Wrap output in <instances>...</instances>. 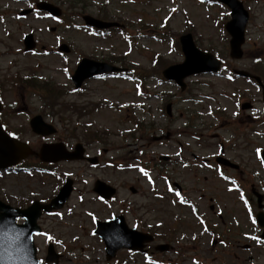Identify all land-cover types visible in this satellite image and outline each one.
I'll list each match as a JSON object with an SVG mask.
<instances>
[{"label":"rangeland","instance_id":"obj_1","mask_svg":"<svg viewBox=\"0 0 264 264\" xmlns=\"http://www.w3.org/2000/svg\"><path fill=\"white\" fill-rule=\"evenodd\" d=\"M71 1L72 10L63 21L33 16L18 17L16 22L13 13L21 4L0 0V94L7 130L37 151L45 140L31 132L29 122L39 115L58 130L49 142L71 147L81 143L89 156L99 159L97 168L84 161L59 163L53 167L56 176L0 175V199L16 207L46 201L58 193L65 179H74L65 208L39 222L43 232L35 238L39 259L45 261L48 244L53 243L60 264H264V244H254L252 210L242 201L247 192L263 196L264 204L261 91L243 79L200 74L185 77L187 89L182 92L162 76L166 67L183 64L179 38L191 33L201 50L217 54L227 68L253 73L264 81V0H242L251 19L240 61L230 58V36L223 31L228 9L217 3ZM84 16L123 22L124 32L98 35L84 27ZM29 33L38 45L32 53H26L23 44ZM61 44L71 51L53 54ZM84 57L134 72L127 78L88 80L83 90L74 93L70 75ZM243 103L254 108L241 110ZM157 137L167 140L158 143ZM219 144L228 167L204 168L207 158L218 156ZM162 154L171 155L172 164L163 166L182 187L183 196L167 185V179L157 177L162 165L155 166L154 160ZM35 159L29 163L35 164ZM186 159L191 162L188 167L183 166ZM97 180L117 188L115 202L96 198ZM131 188L137 193L132 194ZM186 199L194 207L186 206ZM254 204L257 212L255 198ZM196 207L198 218L192 209ZM115 213L123 214L130 227L138 223L137 228L159 229L152 232L156 237L152 256L121 250L113 261H106L94 222ZM159 222L163 225L157 227ZM208 228L216 234L215 246L220 240L228 245L212 246ZM162 245L169 249L160 250ZM243 245L254 249L247 252Z\"/></svg>","mask_w":264,"mask_h":264},{"label":"water","instance_id":"obj_2","mask_svg":"<svg viewBox=\"0 0 264 264\" xmlns=\"http://www.w3.org/2000/svg\"><path fill=\"white\" fill-rule=\"evenodd\" d=\"M222 1L227 3L233 10L232 21L227 24V30L233 37L231 42L232 57L241 58V46L244 43V30L248 21V15L243 10L242 4L237 0ZM47 9L53 13H57V11L51 8L47 7ZM98 26L104 27L107 25L98 23ZM183 39V50L187 60L183 65L175 66L165 71L164 75L167 78L176 79L179 84H182L183 79L187 76L209 71L215 72L219 69L218 62L214 60L213 56L200 52L195 47L190 36ZM29 42L30 40L28 41L27 48L31 49L32 45ZM185 68L187 69L184 70ZM82 70L84 74L80 77ZM116 71V68L106 64H98L86 60L82 64L81 69L79 68L75 78L78 79V86H80L81 82L87 78ZM31 126L36 134L42 136L52 135L56 132L54 127L44 123L41 117L34 118ZM31 154L34 153L26 144L8 137L0 126V168L4 169L16 165ZM73 156L66 152L62 144L44 145L39 154V157L45 162H58L77 158L75 154ZM97 191L101 190L97 189ZM70 192V185H66L51 205L43 206L35 203L28 210L24 211L13 209L0 203V264H39L36 259V249L32 239L33 234L40 232L37 220L41 216L42 210L50 212L53 208H62ZM18 217L25 218L26 223L24 225H16ZM52 252V248H50V255L47 261L54 260L57 262L58 259Z\"/></svg>","mask_w":264,"mask_h":264},{"label":"flooded vegetation","instance_id":"obj_3","mask_svg":"<svg viewBox=\"0 0 264 264\" xmlns=\"http://www.w3.org/2000/svg\"><path fill=\"white\" fill-rule=\"evenodd\" d=\"M32 1H33V0H30V2H32ZM22 2H23V1H22ZM148 250H151V249H150V246H148Z\"/></svg>","mask_w":264,"mask_h":264},{"label":"snow or ice","instance_id":"obj_4","mask_svg":"<svg viewBox=\"0 0 264 264\" xmlns=\"http://www.w3.org/2000/svg\"><path fill=\"white\" fill-rule=\"evenodd\" d=\"M141 171H143V170H141ZM145 175H147V173H145Z\"/></svg>","mask_w":264,"mask_h":264}]
</instances>
